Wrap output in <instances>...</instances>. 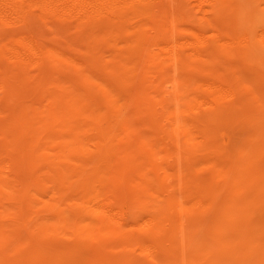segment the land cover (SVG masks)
Instances as JSON below:
<instances>
[{
	"label": "bare ground",
	"instance_id": "1",
	"mask_svg": "<svg viewBox=\"0 0 264 264\" xmlns=\"http://www.w3.org/2000/svg\"><path fill=\"white\" fill-rule=\"evenodd\" d=\"M194 1L200 16L189 0H0V24H20L0 35V264L9 243L26 261L30 241L43 254H64L69 246L54 238L67 231L84 243L101 239L99 249L113 239L134 240L152 248L148 257L171 264H264V224L253 215L264 195V165L253 160L264 144V122L236 159L234 148L220 150L214 139L247 87L239 72L223 75L221 64L237 65L248 82L264 89V0ZM46 17L59 20L55 35L36 24ZM63 32L78 41L62 40ZM68 67L83 72L67 75ZM56 72L62 77L53 82ZM34 74L37 84L51 83L49 101L22 104L21 86ZM118 102L134 122L117 123ZM35 111L44 113L39 120L49 127L44 135L50 141L31 129L26 116ZM137 127L148 128L150 147ZM155 145L167 154L180 198L169 193L157 200L142 185L152 174L154 186L164 188L152 157ZM197 146L210 151L202 155ZM47 148L66 162L31 172L28 155ZM44 153L37 160H46ZM209 157L226 170L199 171L198 162ZM135 195L143 198L137 206ZM184 198L194 203L185 205ZM182 218L192 227L188 236L175 225ZM210 236L216 253L198 263ZM176 239L188 255L172 256L177 250L165 241ZM123 246L102 264H124L131 248ZM59 264L85 262L63 256Z\"/></svg>",
	"mask_w": 264,
	"mask_h": 264
},
{
	"label": "rangeland",
	"instance_id": "2",
	"mask_svg": "<svg viewBox=\"0 0 264 264\" xmlns=\"http://www.w3.org/2000/svg\"><path fill=\"white\" fill-rule=\"evenodd\" d=\"M189 2H190L189 7H191V10L194 9L193 12L195 11L198 16L202 15V12L198 10L199 8L197 6L196 1L189 0ZM205 14H207V18H208V21H209L210 24H216V17L212 16L210 13H207V12ZM229 17H230V14L229 13H226V14H224L223 19L220 18V20H223V22H226V20H228ZM38 20L39 21L41 20V21H40V23H39V21H37L36 24L39 26V28H41V30H43L44 32L46 31L47 34H49V35L50 34L55 35L58 32V30H56V28H57L56 27V23L59 22L58 19H55V18L50 19V18H47L46 17V18H40ZM45 20L49 21L50 23L47 25L48 22L46 23ZM43 24H45V25H43ZM13 25H14V27H13ZM19 25H20L19 23H15V24L10 25L11 26L10 27L9 25L7 26V25H1L0 24V35L5 34V33L9 32L11 30L13 31V29L15 30L17 27H19ZM67 35L68 34H65L63 32L62 33V36H63V39L62 40H64V38H66ZM0 38H1V36H0ZM71 38L73 39V37L68 36L65 40H67L69 42L68 39H71ZM0 40H2V39H0ZM74 41H78V40L75 39ZM146 53H147V51H145V55H146ZM105 54L108 57L111 56L108 52H105ZM145 55L142 54V56H145ZM143 62H141L142 63L141 65H143L145 63V62L144 63ZM256 62L257 61L255 59H252V61H251V63H256ZM223 64H224L225 67L222 64H221L222 69L220 67V71H221V73L223 75H225V73H227L229 76H232V75H238L240 73L239 76H241V79L244 81V83H246V86H247L245 88V91H244V96L246 98L244 97L241 100V103L238 104L239 105L238 109H235V111H230L228 114H224V116L221 118L220 123H219V125L217 127V128H220V129L219 130L217 129L218 131H215L216 138H214L215 140L218 139V141H217L218 142V145H217V143H214L216 141H214V142H213V140L212 141L210 140V141L212 142L211 144L217 145V147L220 150H223L225 152H227L226 149L229 150V148H230V150H234L235 149L234 151H235V155L236 156L234 157V159H236L237 158V155L239 153V149L242 148V147L247 146L250 143V141L253 138V136L256 134V132L260 128L262 129L264 127V126L263 127L258 126L261 123L263 124V122H264V106H263L264 105V94H263L264 93V89L262 90L263 87H257L258 86L257 83H256V86H255V85H253V83L251 81L248 82L249 79L247 78V76H245V75L242 76L241 75L242 72H241V70L239 69V67L237 65H234V64L231 65V64H226V63H223ZM141 65L139 66V68L141 67L140 69H138L139 71H142L141 69L144 67V65L143 66H141ZM68 68L66 69V72H64L65 69H62V71L61 70L60 71L66 73L67 75H72V74H75V73H77L79 75L78 72H83L82 69H76V68H73V67H68ZM72 69H74V71ZM231 70L233 72H231ZM230 73H232V74H230ZM58 74L59 73H57V72L54 73V75H52L50 79H52V81L54 82L55 78L57 76H60L61 75V74H59V75ZM34 77H35V79H34ZM61 77L62 76H60L58 78H61ZM38 79H39L38 78V75L34 74V75L30 76V78L28 79V81L21 86V89H20L21 94L20 93L18 94V96H19L18 98L21 100L22 104H26V103L29 104V101L30 100H36V99H44V100L46 99L45 102L48 103V101H49L48 100L49 99V94H50L49 93V89L51 87V83L48 82V83H46V85H43L42 86V85L37 84V82L39 81ZM104 87L105 86H101L102 89ZM247 88H249V90ZM262 91H263V93H262ZM255 93H257V94H255ZM21 95H23V96H21ZM22 97H23V99H22ZM44 100H42V101L44 102ZM16 102L18 103V99H16ZM126 110L127 109L123 107L122 103L121 102H118V106H116V110H115L116 116H117L116 117V121H117L118 124L119 123H123V121L124 120L126 121V119H128L129 122H134L133 119H132V121L130 120L129 114L127 113ZM43 114H40V112H36L35 111L33 114L32 113H29L26 116V118L28 119L27 121H28V123L31 126V129L33 131H34V127H35V129H37V131H40L39 132L40 135L39 134L38 135H39V137L41 136V138H43V141H50L49 140L50 137L49 136L47 137L46 135H44V133L48 130L49 127H46V124H42V122L39 120L40 119V116L43 115ZM36 119H37V121H36ZM253 124L254 125L256 124V125L254 126ZM56 128H59V127L57 126ZM136 129L138 131L139 137L142 138L143 141H144L143 144L145 146H147V148L150 147V145H151L150 144L151 143V140L150 139L151 138H150V135L147 134L148 133L147 132V129L148 128H146V127H143V128L142 127H137ZM248 129L249 130L251 129V131H249ZM59 132L65 133L66 132V129L65 128H59ZM243 132H244V134H243ZM42 134L44 135L43 137H42ZM248 135L250 136V138H249ZM134 137H135V135H134ZM219 139H221V140L219 141ZM135 140H136V138H135ZM137 141H140V140H137ZM238 141H239V143H238ZM237 143H238V145H237ZM231 145H232V147H231ZM263 145L261 146V148H262L261 149V152L260 153L257 152V154L254 155V158H253V160H255V161L257 160L256 162L255 161L254 162L256 164H258L259 167L264 165V162H263L264 161V149H263L264 146ZM161 146L162 145H155V148L156 149L155 148L153 149V151L154 150L155 151H154L152 157H153V161L155 163H157V165H155V167L159 170V173L161 172V174L163 175V178H162L163 181H162V183H164L163 184L164 185V188L161 189V188H157V186H154V183L153 182L155 180H153V178H152L153 175L152 174L151 175L149 174L148 180L147 179H144V181H142L143 182L142 185L144 186L145 190H148L149 192L152 191V192H150V194L154 198H156L157 200L160 199V198L163 199V198H165L164 197L165 195L169 196L170 194H172V195L175 194L176 197L178 196L180 198L181 197L180 196L181 194L179 193V189L176 186L177 179H176V177L174 175H172V171L168 168L169 167V164H167L165 162V157L164 156H166L167 154H166L165 150L162 149ZM233 146H236L237 148L236 147H233ZM197 147H198L197 150H200L199 153H201L202 155H206L210 151L207 148L205 150V149H203V147H199V146H197ZM165 148H166V151H167V149H171L170 145L169 146H166ZM224 148H226V149H224ZM50 149L47 148L46 150H43L42 152L39 151L37 153L36 152H30V154L27 157V162L28 161L29 162L27 163L26 166L28 167V169L31 170V172L38 171V170H40L42 168H44V169L45 168H48L49 167L48 165L52 166L55 162H57L56 165L58 164L59 161L66 162V159L62 158L63 160H59L58 159L59 157L54 156V155H56L55 151L53 149L52 150H50ZM202 150L204 152H206V153L205 154H204V152L202 153ZM44 151H45V153H44ZM228 152L230 153V151H228ZM39 153H44V155L47 157V159L46 160H43V161L37 160ZM168 153H170V152H168ZM196 153H197V157L196 158H200V156H199L200 154L198 155V152H196ZM51 155L53 156V158H52ZM162 155H163L164 158L162 157ZM257 156H259V158ZM159 157L161 158V160H159L160 159ZM261 157H263V158H261ZM49 158H50V160H49ZM208 159L209 160H207V162L206 161H204L203 163L202 162L201 163L198 162L197 166L198 167L200 166L199 167V171H202V170H205V169L211 170V168L213 169V171L214 170L221 171L222 168H225L224 170H226V167L227 166H224V163H222V161L219 158H217V159L216 158H211L212 160L215 159V161L213 160V162H212L214 166L212 165V163H210L212 161L210 159V157ZM158 160H159V162H156ZM258 160H261V162H263V164L262 163H259ZM160 161H162V164H160L161 163ZM71 162H73V161H71ZM159 164H160V167H159ZM204 164H207V165H204ZM149 166H151V165H149ZM143 171H148L147 163L144 164V170ZM223 174H225V171H224ZM223 174L219 175L218 177L219 178H222L223 177ZM134 176L136 177V174ZM149 179H151L153 182L151 180H149ZM137 180H142V179L139 178V177H137ZM172 183H173V185H172ZM188 194H190V192ZM262 196H264V195H262ZM262 196H261L262 200H261V198L258 200L260 203L258 201H257L258 204L255 203V208H257V209H255V212H253L254 213L253 215H254V220L258 221L261 224H264V200H263L264 197H262ZM134 199L136 201V202L134 201V204L137 206V205H139L142 202V199L143 198H140L139 196H136L135 195L134 196ZM183 201H184V204L185 205L187 203H189V205L187 204L188 206H190V205H192L194 203V199L192 200L193 202H190V201L188 202L185 198H184ZM211 214L212 215L215 214V213L213 214V210H212ZM141 216H142V218L143 217L145 218L146 216H148V212H145V213L143 212L141 214ZM146 218L144 220H146ZM148 218H149V216H148ZM181 221H183L184 224ZM185 222L188 223V224H186ZM177 224H179L178 225V228L180 227L179 229H182V227L184 228V231H185V234H186L185 236H188V234L190 233V231L192 229L189 220L186 219V218H182V220L179 219V220H176L175 221V225H177ZM71 235H72V237H71ZM73 236H74V234H71L70 232L67 231L65 234H61L60 236H57V238H54L55 240H57L59 242H62V243H66L69 246V248L67 249V251L64 254H60L59 252H55V254H49V255L48 254H43V252H41L40 250H38V249L36 250L34 243L30 241V243H31L30 244L31 245L30 249L31 248L32 249L34 248V249L33 250L31 249L32 251L30 250V253L32 255H31V257L29 258L28 261H26V259L24 257H22V255L19 254V252L15 249V247L13 246L14 243H12V244L9 243L8 246L5 248L6 251L4 250V252H5V254L7 256H6V260H4L2 262V264H18V263L19 264H59V261H61V259H62L63 256H64V258H68V259H71V260L83 261V262H85V264H102L103 261H106L112 255H113V257H118L119 254H120L121 249L124 247L123 245H127L129 248H131L130 249L131 250L130 258L127 259L124 262V264H171V262H166L167 260H164L163 259V261H162V258L161 257H159L157 259L154 258L153 256L148 257L149 255H152V253H153L152 250H149V249H152V248H149V249L148 248H145L146 246H144L143 244L140 245L137 242H135L134 240L133 241H125V242H123L124 240L122 241L121 239H116V241H115V239H113L111 241V243H109V245H110L109 247H107L105 249H99V247L101 245V244H99L101 239H99V238H94L93 239L92 238V239H90L88 241H85L86 243H84V241L81 240V239H79V237H74L75 238V240H74ZM211 239L212 238L210 236V238H208V241L209 242L203 248V251L202 252L199 251V255L197 254L198 256L196 257V260H197L198 263H201V262L206 261L209 258V255L212 256V255H214L216 253V249H215L214 245L211 244ZM68 240H71V241H68ZM93 240H95V241L93 242ZM27 242H29V241H27ZM128 242H129V245L127 244ZM165 242H167L168 244H170V246L174 250L175 249L177 250V252L174 251L172 253V256L173 257H175V256L181 257V256H183L184 252H186V251L188 252V250H186V248H184V247L181 246L179 239H176L173 242H171V241H165ZM76 244H77V246H76ZM173 245H175V246H173ZM178 245H179V247H178ZM93 247H94V249H93ZM180 247L183 249L182 251L180 250L181 249ZM80 248H82L83 250L80 249ZM89 248H92V249H89ZM207 248L209 250H211L210 253H209L208 250H207L208 252L206 253V250L205 249H207ZM79 249H80V251H79ZM213 250H214V252H213ZM73 251H76V252H74V254H72ZM35 252H37V253H35ZM70 252H72L71 253L72 255L70 254ZM187 252L185 253L186 255H188ZM201 253H202V255H201ZM81 254L83 255V257H82ZM93 254H95V255H93ZM14 255H16V256H14ZM99 255H100V257L97 258L96 256H99ZM92 256L94 258H92ZM98 259H101V260L99 261ZM137 260H138V262H137ZM32 261H34V262H32Z\"/></svg>",
	"mask_w": 264,
	"mask_h": 264
}]
</instances>
